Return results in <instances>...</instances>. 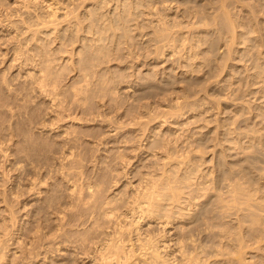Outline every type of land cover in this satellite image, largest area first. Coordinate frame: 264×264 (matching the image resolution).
I'll list each match as a JSON object with an SVG mask.
<instances>
[{"label": "rangeland", "instance_id": "rangeland-1", "mask_svg": "<svg viewBox=\"0 0 264 264\" xmlns=\"http://www.w3.org/2000/svg\"><path fill=\"white\" fill-rule=\"evenodd\" d=\"M254 6L264 0H0V217L13 209L10 237L55 192L68 207L69 178L99 183L100 206L154 182L162 197L167 184L181 188L174 216L199 219L194 264H264V150L236 155L246 75L236 22L249 23ZM241 47L250 56L249 41Z\"/></svg>", "mask_w": 264, "mask_h": 264}, {"label": "bare ground", "instance_id": "bare-ground-1", "mask_svg": "<svg viewBox=\"0 0 264 264\" xmlns=\"http://www.w3.org/2000/svg\"><path fill=\"white\" fill-rule=\"evenodd\" d=\"M56 13L53 11L54 15ZM251 15L249 23L236 22V62L240 61H237V58L242 55L240 56L242 62L237 64L243 68L239 69L240 72H246L244 73L246 75H240L242 80L245 77V88L241 87L242 80L236 81V84L239 81L236 91L240 87L244 88L236 92V155H239L241 160L255 159L258 157L257 154L264 150V8L261 10L254 6ZM248 41L249 49L252 51L250 56L241 52L244 49L241 46ZM240 77L238 78L241 79ZM37 78V88L40 93L42 92L41 94H44L46 87L44 71L40 69ZM0 81L3 83L2 79ZM4 84H7L5 79ZM27 84L31 89L37 86L31 87L32 83ZM241 90L242 93H239ZM33 141L30 140L28 143H35ZM37 144L40 143L36 142L35 145ZM33 147L34 145L31 148L35 150L36 148ZM238 164L240 159L236 160V166ZM165 174L169 175L166 170H162L163 177ZM73 175L76 177L75 174ZM69 179H67L70 183L69 193L67 192L69 205L66 204L68 207L64 206L62 210L61 205L58 204L61 208L59 210L62 211L59 214L55 213L59 216L54 215L57 218L53 217L55 219L51 220L52 217L50 219L48 215L45 216V213L50 215L51 208L50 210L46 208L53 207L54 203L56 205L59 198L54 199L56 192L50 198L47 195L49 200L43 199L42 203L39 200L40 204H38H42L41 207L49 211H42L43 209L38 206L40 209L37 208L32 217L34 222L32 220L28 227L19 228L17 231L19 234L15 232L16 238L10 237L16 227V216L13 209L6 207L8 212L5 210L6 215L0 217V264H79L81 259L77 261L75 255H84L83 258L86 259L84 260H88L89 264H194L198 261L199 246L195 244L191 231L199 219L184 221L180 218L184 214L177 212L178 215L174 216L172 212L178 205L184 203L182 199L185 201L181 188L167 184V193L162 197L158 184L150 182L135 189L125 197L126 199L120 200V203L115 198H106L107 201L100 206L98 198L101 192L99 186L97 187L99 183H88L84 189L83 184H78L81 181L76 182L79 181L77 177L76 181L71 180V182ZM32 186L28 190H33ZM84 191L89 194L85 195ZM84 196H87L86 200ZM16 197L17 195L15 199ZM101 197L99 199L102 201ZM82 200L85 203H82ZM186 209L198 211L199 206L188 204ZM202 216L200 219L205 220L204 214ZM175 222L180 224L175 226ZM168 227L178 231L172 238L166 232ZM11 240L14 241L11 244L12 252H9L7 242Z\"/></svg>", "mask_w": 264, "mask_h": 264}]
</instances>
